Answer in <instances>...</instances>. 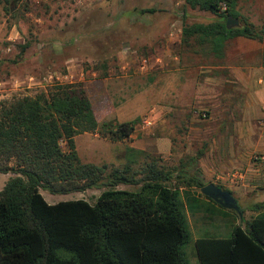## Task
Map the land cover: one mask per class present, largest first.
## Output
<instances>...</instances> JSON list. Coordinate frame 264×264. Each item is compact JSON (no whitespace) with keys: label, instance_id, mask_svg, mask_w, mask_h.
Instances as JSON below:
<instances>
[{"label":"rangeland","instance_id":"rangeland-1","mask_svg":"<svg viewBox=\"0 0 264 264\" xmlns=\"http://www.w3.org/2000/svg\"><path fill=\"white\" fill-rule=\"evenodd\" d=\"M147 8L154 11L141 12ZM237 8L257 27L264 23V0H238ZM218 19L209 11L189 7L185 0H23L9 12L0 0V102L33 95L54 82H79L77 77L83 70L87 81L109 78L105 89L121 112L118 115L134 120L143 107L155 101L149 90L154 80L145 76L139 85L122 82L133 73L171 70L170 61L182 50V28ZM190 43L194 44L193 39ZM23 45L28 46L22 49ZM237 45L234 41L230 46ZM240 45L249 48L245 42ZM144 59L147 65L142 69ZM74 67L79 68V73ZM199 72L187 70L182 78L193 83L216 82L217 88L205 85L210 90L216 89V99L209 100L211 93L200 92L192 108L167 107L151 113L153 123L141 133L144 151L133 156L129 151L120 155L127 157L126 161L134 157L137 165L156 160L159 167L182 168L186 176L204 184L221 185L237 199L241 215L208 199L199 187L180 189L190 231L184 250L192 264H199L194 244L197 237L226 236L235 225L245 227L258 213L253 205L264 200V76L251 78L249 73V78L239 79L228 69H210L207 76L215 78L212 81ZM247 82L252 85L262 82L256 86L261 91L251 94ZM149 113L150 110L142 112L140 120ZM159 137L170 142V147L159 143ZM75 140L81 161L118 165L108 160L118 151L112 148L113 144L84 133ZM156 141L161 151L154 149ZM198 150H203V154L196 158ZM191 158L194 161L188 165ZM176 172L179 171H173L174 176ZM13 175L0 173V189ZM175 183L180 181L174 177L172 184ZM117 187L136 188L126 184ZM103 189L66 194H52L43 189L40 192L49 203L75 199L93 203Z\"/></svg>","mask_w":264,"mask_h":264},{"label":"trees","instance_id":"trees-1","mask_svg":"<svg viewBox=\"0 0 264 264\" xmlns=\"http://www.w3.org/2000/svg\"><path fill=\"white\" fill-rule=\"evenodd\" d=\"M22 1L1 0L7 12ZM185 3L219 19L184 26L182 41L193 39L216 55H221L224 41L234 37L264 46V23L257 27L250 22L237 8L238 0ZM228 17L240 25H226ZM134 124H100L80 81L54 82L33 95L0 102V173L14 174L0 189V264H191L184 250L190 231L180 189L201 188L203 182L186 176L182 168L159 167L156 160L137 165L131 157L118 165H98L78 155L76 135L91 132L120 141L130 136ZM202 154L198 150L196 158ZM173 171L179 172L174 176ZM174 177L180 183L173 185ZM91 188H104L93 203H49L40 192ZM185 196L189 206L187 192ZM253 209L258 213L245 227L235 225L226 236L195 239L200 264H264V200Z\"/></svg>","mask_w":264,"mask_h":264},{"label":"crops","instance_id":"crops-1","mask_svg":"<svg viewBox=\"0 0 264 264\" xmlns=\"http://www.w3.org/2000/svg\"><path fill=\"white\" fill-rule=\"evenodd\" d=\"M181 37H182V33H181ZM234 41H237L239 45H237L236 47L230 46ZM250 41H254V40L241 36L227 39L223 43L221 55H216L212 51V49H210L209 46L206 45L201 46L195 43L192 44L190 43V41L189 43L182 41L181 42L182 50L178 53V55H174L172 61H170V63H172L171 70L156 71V72L152 70L147 72L148 70H146L147 73L145 75H136L133 73L131 78L126 80V82H122V83L124 84L131 83L133 85L134 84L139 85L140 83H142L139 82L142 81V77L152 76L154 81L152 87H150L149 90L151 89L150 92L151 94H153L152 96L155 98V101H153L150 104V106L145 108L143 107V109L138 114L137 118L134 120H129L127 118L122 119L118 115L121 112L118 109H116L115 103H112V101L109 99L108 92L105 89L106 87H108L107 85H105L106 84L105 81L110 80L109 78L100 77L97 80L92 79L91 81H87L84 78V76H86V73L83 70H80L81 73L78 75L77 78L79 81H82L85 93L91 101L95 117L100 124L103 121L112 122L113 124L125 122V121L135 122L134 129L130 134V136L120 141L109 140L105 137H101L98 133L85 132L84 134L90 135L93 138L101 139L103 142L109 145L113 144L112 148L118 151L114 154H111L108 157L109 158L108 160H111L109 162L114 163V161H116L117 164L120 163L122 164V162H126L127 157H121L120 155L122 154L123 156L127 155L128 151L130 152L131 149H134L138 152L144 151V145H143L144 142L141 138L142 137L141 133L145 127H149V126L145 125L144 123H142V120H140V115L142 112L146 110H150V113L148 115L151 116V113L159 112L162 110L164 111L167 107L168 109L192 108V105L198 101L200 97L199 96L200 92L202 95L207 94V92L211 93V99L209 100H215L216 97L218 96L215 88L213 90H210L205 86V85H215V87L217 88L218 86L216 82H213V84H209V82H194V83L189 82L188 80H185L187 78H182L183 72L187 70L199 69L200 71L199 74L202 73V74H206L207 76V71H209L210 69L223 68V69H228L232 75H234L239 79H246L247 77L249 78L251 74H252L251 78L257 76L258 74L264 76L263 43L259 42L261 43L260 45L255 41L254 42H250ZM244 42L249 45V48H242V45L240 44ZM74 69H76V72L79 71V68L74 67ZM206 76L205 79L208 78L211 79L212 81H215V78H211L208 76L206 77ZM259 79L261 80L260 76ZM111 80H116V78ZM247 83L249 84V88H251L252 90L250 92L251 94L255 93L256 95L261 91V90H257L256 86L258 83H262V82H253L254 83L253 85L250 84L251 82H247ZM232 86L234 87L235 85L232 84ZM208 95L210 97V94ZM90 96H93V98H91ZM94 99H96L95 102L93 101ZM120 103L124 104L122 102ZM79 135L80 134H78V136ZM75 137H74V141H75L76 149L77 152H79ZM157 139L159 143H162L164 147H168V148L170 147V142H166L164 138L159 137ZM159 143L157 141L155 142L154 149L156 151H161ZM200 165L202 169L205 170V168H203L204 167L203 164L201 163Z\"/></svg>","mask_w":264,"mask_h":264},{"label":"water","instance_id":"water-1","mask_svg":"<svg viewBox=\"0 0 264 264\" xmlns=\"http://www.w3.org/2000/svg\"><path fill=\"white\" fill-rule=\"evenodd\" d=\"M226 25L239 26L240 21L236 18L228 17L226 20ZM200 192L207 198L213 200L222 208L234 210L240 215L242 214L237 199L229 190L222 188L220 185L209 182L200 188Z\"/></svg>","mask_w":264,"mask_h":264},{"label":"built area","instance_id":"built-area-1","mask_svg":"<svg viewBox=\"0 0 264 264\" xmlns=\"http://www.w3.org/2000/svg\"><path fill=\"white\" fill-rule=\"evenodd\" d=\"M147 65V59H144L140 67L144 69ZM142 123H144L147 126H150L153 123V120L151 119L150 115H145L142 117Z\"/></svg>","mask_w":264,"mask_h":264}]
</instances>
